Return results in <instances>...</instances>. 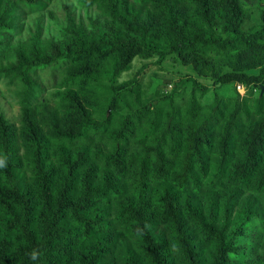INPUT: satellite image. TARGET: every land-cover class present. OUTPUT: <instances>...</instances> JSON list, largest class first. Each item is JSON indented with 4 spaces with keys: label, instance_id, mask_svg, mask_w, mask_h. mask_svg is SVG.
<instances>
[{
    "label": "trees",
    "instance_id": "trees-1",
    "mask_svg": "<svg viewBox=\"0 0 264 264\" xmlns=\"http://www.w3.org/2000/svg\"><path fill=\"white\" fill-rule=\"evenodd\" d=\"M48 1L0 0V87L19 104L18 123L0 106V264H264V0H82L103 19L13 44ZM167 56L245 92L118 80Z\"/></svg>",
    "mask_w": 264,
    "mask_h": 264
},
{
    "label": "rangeland",
    "instance_id": "rangeland-1",
    "mask_svg": "<svg viewBox=\"0 0 264 264\" xmlns=\"http://www.w3.org/2000/svg\"><path fill=\"white\" fill-rule=\"evenodd\" d=\"M14 1L15 0H11V2ZM126 1L132 5L135 10H140V15L144 14V9L140 8L134 0ZM81 2L82 0H49L45 7L40 10L20 13L15 21L20 31L13 36L12 43L16 44L19 41H29L35 33L38 34L40 42L45 43L51 39H59L63 32L62 28L67 27L69 22L73 21L76 24L80 23L84 27L90 28L89 25L91 21L103 19L101 9L97 3L83 6ZM259 24V10L257 7H249L247 18H245L243 22L244 28L258 26ZM139 70H141L139 75L141 88L143 93H146L142 95L143 98H149L150 95L155 92H169L173 88L175 82L181 79H187L190 76L203 84H211L212 82L211 79L199 76L195 73L190 65L182 64L169 56L159 63L155 61V58L141 59L135 57L131 63L130 69L122 73L118 80L123 81L130 79ZM210 86H213L222 96L234 95L235 89L237 90L236 85L233 84L217 85L216 87L211 84ZM6 87L7 88L2 87L1 84L0 106L6 118L18 123L19 104L12 97L11 92L13 86L10 85ZM191 87V83L188 82L186 88L182 92L185 98L190 95ZM255 91L256 90L253 91L254 94H256ZM244 92L245 88L243 93L241 92L240 94H244ZM22 173L27 175L26 167L22 168ZM158 229H163V226L159 225L157 227V230ZM127 241L129 242L128 239H122L121 244Z\"/></svg>",
    "mask_w": 264,
    "mask_h": 264
},
{
    "label": "built area",
    "instance_id": "built-area-1",
    "mask_svg": "<svg viewBox=\"0 0 264 264\" xmlns=\"http://www.w3.org/2000/svg\"><path fill=\"white\" fill-rule=\"evenodd\" d=\"M237 89H238V91H240V93L241 92L243 93V91H244L243 85H241V84H237Z\"/></svg>",
    "mask_w": 264,
    "mask_h": 264
},
{
    "label": "clouds",
    "instance_id": "clouds-1",
    "mask_svg": "<svg viewBox=\"0 0 264 264\" xmlns=\"http://www.w3.org/2000/svg\"><path fill=\"white\" fill-rule=\"evenodd\" d=\"M32 258L35 259V254H33Z\"/></svg>",
    "mask_w": 264,
    "mask_h": 264
},
{
    "label": "water",
    "instance_id": "water-1",
    "mask_svg": "<svg viewBox=\"0 0 264 264\" xmlns=\"http://www.w3.org/2000/svg\"><path fill=\"white\" fill-rule=\"evenodd\" d=\"M263 90V89H262Z\"/></svg>",
    "mask_w": 264,
    "mask_h": 264
}]
</instances>
